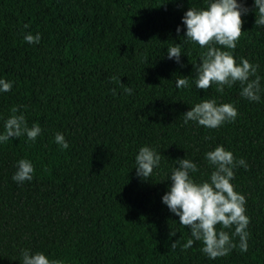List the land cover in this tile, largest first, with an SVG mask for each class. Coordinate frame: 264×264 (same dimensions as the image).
<instances>
[{
	"label": "trees",
	"instance_id": "1",
	"mask_svg": "<svg viewBox=\"0 0 264 264\" xmlns=\"http://www.w3.org/2000/svg\"><path fill=\"white\" fill-rule=\"evenodd\" d=\"M245 4L249 12L231 51L237 62L259 65L264 89V27L254 23L252 0ZM204 6L203 0H0V77L13 81L0 93V131L13 107L29 127H41L35 142L21 135L0 144V264H20L21 249L64 264H264V91L252 102L239 96L238 82L222 93L192 83L202 49L185 43L176 26L189 7ZM37 32L39 43L23 39ZM171 43L182 45L180 63L167 58ZM180 76L188 87H175ZM212 97L231 102L236 119L215 129L184 123L192 104ZM55 132L64 134L67 149L54 142ZM217 144L246 161L231 183L245 196L249 224L246 251L236 247L209 259L199 241L181 248L187 226L160 198L173 160L186 155L199 167L193 175L205 179L211 166L203 154ZM141 145L161 152V166L148 178L135 173ZM22 157L32 161L33 179L17 183L11 177Z\"/></svg>",
	"mask_w": 264,
	"mask_h": 264
},
{
	"label": "clouds",
	"instance_id": "2",
	"mask_svg": "<svg viewBox=\"0 0 264 264\" xmlns=\"http://www.w3.org/2000/svg\"><path fill=\"white\" fill-rule=\"evenodd\" d=\"M204 7H189L181 16V24L176 26L179 34L183 28L185 43L199 46V64L193 63L195 75L192 83L197 89H207L215 85L216 91L222 93L225 86L231 88L239 83V96L252 102L261 100V76L257 74L259 65L240 57L239 62L232 51L236 48L241 36L242 16H246L249 7L245 0H203ZM255 12L254 23L257 28L264 27V0H252ZM26 27V26H25ZM23 39L28 43H39L40 33H26ZM222 46V47H218ZM181 43L167 46V58L176 63L181 62ZM186 54V52H183ZM251 77V78H250ZM175 87H188L187 77L175 79ZM13 81L0 77V93L11 90ZM132 89L125 87V93ZM12 113L4 119L3 131H0V144L10 137H26L25 142H35L41 133V127L33 122L28 126L23 112L17 114L13 107ZM184 123L194 122L209 129L220 127L232 122L238 115L237 108L231 102H217L215 97L201 98L183 114ZM54 142L63 150L69 147L64 134L55 132ZM211 171L205 179H197L193 174L199 172L197 163L186 155L177 158L174 166L167 173L170 181L167 191L161 196V202L170 213L178 217V224L187 226L189 237L181 244L182 249L190 248L194 242H201L200 251L209 259L227 255L233 248L241 252L247 250V226L249 217L246 215L245 196L234 190L231 183L239 166L247 168L243 158L234 157L232 151L217 144L203 154ZM161 166V152L149 145L139 146L134 155V168L138 177L148 178L154 169ZM12 180L17 183L31 181L34 167L31 160L20 158L15 162ZM219 225V227H217ZM227 229V230H226ZM175 232H170L174 235ZM238 237V243L236 238ZM178 240L170 244L171 249L177 247ZM20 264H64L59 259H50L43 251L20 250Z\"/></svg>",
	"mask_w": 264,
	"mask_h": 264
}]
</instances>
